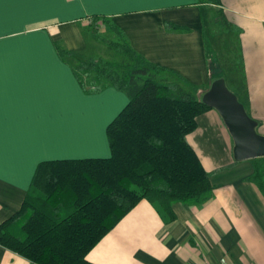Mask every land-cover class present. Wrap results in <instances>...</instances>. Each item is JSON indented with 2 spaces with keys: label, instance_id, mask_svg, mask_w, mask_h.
<instances>
[{
  "label": "crops",
  "instance_id": "0c3cea01",
  "mask_svg": "<svg viewBox=\"0 0 264 264\" xmlns=\"http://www.w3.org/2000/svg\"><path fill=\"white\" fill-rule=\"evenodd\" d=\"M202 1L0 0V222L18 209L39 161L109 155L105 126L126 95L112 87L84 93L53 47L82 50L81 28L93 14L109 17L146 60L201 88L213 77L202 45L211 20L202 8L213 4L239 51L233 94L264 135V0ZM163 22L188 30L167 31ZM195 122L185 138L202 167L229 165L210 175L211 197L194 206L173 203L170 221L139 200L87 251V261L264 264V199L245 180L251 163L233 162L231 138L214 109ZM0 264L33 263L0 246Z\"/></svg>",
  "mask_w": 264,
  "mask_h": 264
},
{
  "label": "trees",
  "instance_id": "16d2710c",
  "mask_svg": "<svg viewBox=\"0 0 264 264\" xmlns=\"http://www.w3.org/2000/svg\"><path fill=\"white\" fill-rule=\"evenodd\" d=\"M88 18L94 32L105 26L107 36L96 40L111 58L77 56L53 43L55 52L62 61L72 59L69 68L84 93L112 87L127 101L105 126L107 157L39 161L18 209L0 222V246L33 264H93L87 251L139 200L170 221L173 203H203L212 195L210 175L229 166L206 171L186 141L195 118L212 109L199 88L135 52L109 17ZM211 22L217 24V15ZM163 27L188 30L170 22ZM202 45L209 63L213 51L204 29ZM248 161L245 180L264 199V157Z\"/></svg>",
  "mask_w": 264,
  "mask_h": 264
},
{
  "label": "water",
  "instance_id": "95a60500",
  "mask_svg": "<svg viewBox=\"0 0 264 264\" xmlns=\"http://www.w3.org/2000/svg\"><path fill=\"white\" fill-rule=\"evenodd\" d=\"M201 101L217 112L225 126L232 141L233 160L264 157V135L256 132V121L247 115L242 103L221 79L211 82L208 90L201 94Z\"/></svg>",
  "mask_w": 264,
  "mask_h": 264
},
{
  "label": "rangeland",
  "instance_id": "374dc122",
  "mask_svg": "<svg viewBox=\"0 0 264 264\" xmlns=\"http://www.w3.org/2000/svg\"><path fill=\"white\" fill-rule=\"evenodd\" d=\"M205 6L206 7L202 9L207 10L208 16L217 14V8L213 6V4H207ZM219 25H214V23H212L210 20V23L204 29L207 39L209 40L210 47L213 51V58L210 59V62L208 64L209 72L210 74H213V77L208 84L199 88L200 95L208 90L211 82L215 79H221L223 83H225L226 88L231 93H234L232 87L236 82L235 76L238 75L236 63L239 51L232 34L222 29L225 27L223 24H221L220 26ZM98 29V31L96 30V32H94L86 25L81 28L84 48L82 50H77V52H74L75 55L111 58V52L106 50L105 46L96 40V36L105 37L107 36V33L104 31L105 29L102 24L98 26ZM66 58L69 60V62H72V59L70 57ZM229 76L235 77V80L233 78L232 85L228 82Z\"/></svg>",
  "mask_w": 264,
  "mask_h": 264
},
{
  "label": "built area",
  "instance_id": "2783aa9c",
  "mask_svg": "<svg viewBox=\"0 0 264 264\" xmlns=\"http://www.w3.org/2000/svg\"><path fill=\"white\" fill-rule=\"evenodd\" d=\"M85 23L87 24L89 23V18H86Z\"/></svg>",
  "mask_w": 264,
  "mask_h": 264
}]
</instances>
